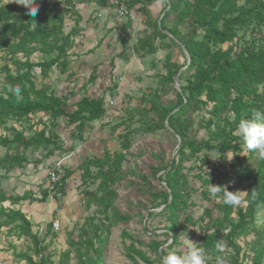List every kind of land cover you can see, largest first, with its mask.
<instances>
[{
	"label": "rangeland",
	"instance_id": "obj_1",
	"mask_svg": "<svg viewBox=\"0 0 264 264\" xmlns=\"http://www.w3.org/2000/svg\"><path fill=\"white\" fill-rule=\"evenodd\" d=\"M145 1L135 4L132 10L126 9L125 1L115 10L106 7L110 9L108 16L85 14L86 23L82 27L81 21L75 25L76 17H66L62 26L64 37H68L66 44L62 46L63 41L58 40L57 48L46 55L36 53L28 58L31 62L47 60L56 57L63 48L64 53L47 78L42 79L33 71L36 88L47 87L65 96L68 106L84 96L103 99L105 112L99 120L86 126L80 136L60 121L52 128L43 114L20 122L9 121L0 127V139H11L15 131L29 138L43 130L46 136L53 134L61 141L60 150L51 154L40 148L0 147V160L4 163L16 153L26 160L21 166L0 168V193L14 201L26 193L29 199L0 206L26 216L32 225L31 231L50 256L48 264H144L136 257L131 259L133 248L142 251L153 264H162V258L149 248L152 241L164 245L172 236L169 237L166 215L162 214V201L168 192L158 178L162 169L178 163L181 140L168 127L167 120L164 125L158 121L157 107L173 108L175 94L179 93L180 85H185L183 71L188 58L185 49L173 41L168 31H176L186 41L192 34L194 18L188 16L184 24L178 25L177 13L170 9L176 0H150L156 3L155 8ZM11 2L0 0V7ZM44 2L50 15L66 3L65 0ZM186 2L205 13L209 9L207 0ZM239 35L233 55L245 49L264 48L263 27ZM194 37L200 40L202 32L196 30ZM22 54L11 53L9 47L0 48V89L6 85L3 66L15 73L12 63L23 61ZM84 57H90L91 62H84ZM120 60L125 65L121 66ZM63 62L67 66L60 73ZM83 63L89 65L86 71L81 66ZM93 71L96 79L90 83L88 78ZM209 109H192L180 118L187 122L184 141L211 140L215 128L206 127L211 117ZM226 117L233 120L230 113ZM147 128L154 131L148 132ZM126 140H131L129 149L124 148ZM247 156L243 143L223 155L216 151L191 155L185 150L180 170L184 175L187 206L180 211L174 242L167 248L161 247L165 253L175 250L186 254L187 244L183 239L186 233L190 241L200 245L203 237L213 231L220 200L210 197L209 184L222 181V186H230L234 193H247L252 184L237 179L241 165L248 167L257 178L264 176V159L255 152L248 160ZM57 163L62 164L64 175V194L60 198L47 188L48 173ZM246 193L240 194L241 202L237 206H245ZM44 194V203L30 200L40 199ZM37 204L43 205L38 208ZM37 212L43 215L38 218ZM261 219L262 216L259 224ZM53 222L59 224L58 230L52 228ZM9 229L0 228V264H27L17 257L22 253L38 263L39 258L31 251L30 239L19 236L13 227ZM253 238L249 235L237 240L242 252ZM221 254L226 257L227 249ZM246 263L250 264L248 260Z\"/></svg>",
	"mask_w": 264,
	"mask_h": 264
},
{
	"label": "trees",
	"instance_id": "obj_2",
	"mask_svg": "<svg viewBox=\"0 0 264 264\" xmlns=\"http://www.w3.org/2000/svg\"><path fill=\"white\" fill-rule=\"evenodd\" d=\"M44 1L37 0L41 9L38 10L35 18L27 15L26 9L17 5L16 0L0 7V48L9 47L11 53H24L22 55L25 56L23 61H13L15 73L9 67L3 66L2 72L6 85L0 89V127L5 126L9 121L20 122L29 116L43 114L50 120L52 128L61 121L71 126L80 136L86 126L104 115L103 99L84 96L68 106L65 98L57 95L55 91L47 87L36 88L34 82L36 75H33V71H37L40 78H47L50 69L57 66L58 57L64 53L63 48L56 57L47 60L31 62L28 58L36 53L40 56L46 55L57 48L58 40L63 41L62 46L66 44L68 37H64L62 31L63 21L66 17H76L75 25L81 21L76 5L93 3L100 8L108 7L115 10L125 1L126 9L132 10L135 4L143 0H116L114 3H111L112 1L109 3V0H65L66 3L61 9L53 11L51 15L46 12L47 4ZM144 3L150 5L151 1L146 0ZM207 5L209 9L205 13L191 6L186 0H176L174 4H170V9L177 13L178 25L184 24L188 16L194 18L192 34L186 41H182L176 35V31H168V34L173 36V41L175 40L185 49L188 58L187 67L183 71L186 74L185 85H180L179 93L175 94L176 103L173 108L157 107L158 121L164 125L167 120L168 127L181 140L177 151L178 163L175 166L172 165L170 169H162L163 173L158 178L168 192L162 201L164 206L162 214L166 215L169 224L167 230L173 240L179 228L180 211L187 206L184 175L180 170V164L185 158V150H188L191 155L201 151H216L223 155L233 150L243 143L240 136L236 134L240 120L251 118L253 110H264L262 103L264 48L245 49L233 55L234 47L241 38L240 32H254L258 28H264V0H207ZM33 20L36 25L32 23ZM196 30L202 32L200 40L194 37ZM224 45L227 46L226 49L222 48ZM66 66L67 63H61L60 73L64 72ZM174 68L177 71L180 70L177 66ZM94 72L89 75L90 83L96 79ZM14 86L20 87L19 95L11 91ZM67 107L71 110L67 111ZM199 107H210L208 112L211 117L206 127L213 126L215 129L211 133V140L188 143L184 141L187 122L180 121V118L189 110H197ZM229 113L233 115L232 121L226 117ZM146 130L154 131L152 128ZM60 142L56 135L46 136L43 130L29 138L15 131L11 139L6 137L0 139V147L23 150L40 148L47 154H51V151L60 150ZM130 144L131 140H126L124 148L129 149ZM247 152L246 160L254 153L248 150ZM205 158L206 155L203 156L204 162ZM24 163L26 160L20 153H16L9 158L8 162L4 163L0 160V168L7 170ZM239 170L237 179L250 182L252 185L249 186L244 197L245 206H229L220 201L214 229L203 237L199 245L209 254L208 264H216L218 257H222L225 264H244L247 260L250 264H264V176L257 178L244 165H241ZM215 186H222V181ZM227 189L232 192L230 186H227ZM58 191L64 194L62 185ZM252 193H255V196ZM25 200H29L26 193L16 197L15 201L0 193V204L11 201L13 204H18ZM30 200L32 203H44L46 194L40 199ZM260 216L262 219L259 224ZM0 218L2 220L0 228L6 227L11 230L9 228L13 227L19 236L30 239L33 256L38 257L39 261L34 262L33 257L25 253L17 255L19 259L27 264H48L50 256L45 254V249L41 247L35 233L31 231V223L22 212L0 206ZM123 220L128 221V218ZM249 235H253L254 238L246 243V251L242 252L237 240ZM218 241L227 243L226 257L217 251ZM162 246L163 243L159 241L149 243V248L153 249L160 258L167 255L161 249ZM135 257L144 264H153L142 251L133 248L131 259L134 260Z\"/></svg>",
	"mask_w": 264,
	"mask_h": 264
},
{
	"label": "clouds",
	"instance_id": "obj_3",
	"mask_svg": "<svg viewBox=\"0 0 264 264\" xmlns=\"http://www.w3.org/2000/svg\"><path fill=\"white\" fill-rule=\"evenodd\" d=\"M15 3L23 6L26 9V14L33 18L36 17L40 8L37 0H16ZM32 23L36 25L34 20ZM11 91L19 95L21 89L19 86H14ZM236 134L240 136L248 151L255 152L260 159H264V110H253L251 118L241 119L236 129ZM208 189L211 198L219 199L229 206L239 205L241 202L240 194L246 193L230 192L227 186H215L211 184H209ZM252 195L255 196V193H252ZM183 239L187 244L186 254H178L175 250H172L167 255L162 256V264H208L209 254L206 250L200 247L199 244L190 241L187 233ZM173 242L174 240L170 237L163 247L167 248ZM216 249L218 252L223 253L227 249V243L218 241ZM216 264H225V261L222 257H218Z\"/></svg>",
	"mask_w": 264,
	"mask_h": 264
},
{
	"label": "crops",
	"instance_id": "obj_4",
	"mask_svg": "<svg viewBox=\"0 0 264 264\" xmlns=\"http://www.w3.org/2000/svg\"><path fill=\"white\" fill-rule=\"evenodd\" d=\"M152 1H156V0H152ZM152 6V8H155L156 7V3L155 2H151V4H150V6L149 7H151ZM76 7H77V10H79L78 11V13H79V16L81 17V25H80V27H82L85 23H86V18H85V14H88L87 16H89V17H92L93 15H105V16H108V14H109V12H110V9H108V8H100V7H98V6H96L95 4H93V3H87V4H82V5H76ZM84 59H85V61L84 62H86V61H88V63L89 62H91V59H90V57H84ZM123 62H125L124 60L122 61V60H120V62H118V63H120V65L122 66V65H125ZM81 66H83V71H86L87 70V68L89 67V65L88 64H82ZM91 74V73H90ZM73 77H76L75 75L73 76ZM68 85V84H67ZM68 88H69V85H68ZM80 89V88H79ZM69 90L70 89H67V91L69 92ZM70 91H72V90H70ZM78 91V90H77ZM74 92V91H73ZM68 94V93H67ZM77 94V93H76ZM65 95H66V93H65ZM63 98H65V101L67 100L66 99V97L65 96H63V95H61ZM68 97H70V94H68L67 95ZM88 98H91V97H88ZM78 100V99H77ZM76 100V101H77ZM76 101H74V102H76ZM45 116V115H44ZM46 117V116H45ZM61 122V121H60ZM62 123V122H61ZM63 124V123H62ZM59 125V124H58ZM57 125V126H58ZM65 125V124H64ZM68 126V125H67ZM56 134V133H55ZM46 135V134H45ZM53 135V134H52ZM39 204H37V207L39 208V207H41V205H43V204H41L40 206H38ZM36 215H38V212L36 213ZM40 215V216H39ZM38 215V218H40L41 217V215H43V214H39Z\"/></svg>",
	"mask_w": 264,
	"mask_h": 264
},
{
	"label": "built area",
	"instance_id": "obj_5",
	"mask_svg": "<svg viewBox=\"0 0 264 264\" xmlns=\"http://www.w3.org/2000/svg\"><path fill=\"white\" fill-rule=\"evenodd\" d=\"M63 166L62 164H55L54 167L50 170L48 173V190L53 192V194L60 198L62 196V193L58 191L59 187L62 185V179H63ZM52 228L54 230H58L59 224L56 222L52 223Z\"/></svg>",
	"mask_w": 264,
	"mask_h": 264
}]
</instances>
